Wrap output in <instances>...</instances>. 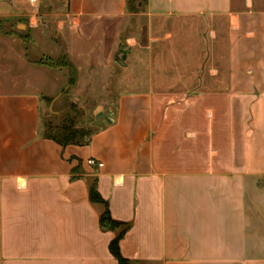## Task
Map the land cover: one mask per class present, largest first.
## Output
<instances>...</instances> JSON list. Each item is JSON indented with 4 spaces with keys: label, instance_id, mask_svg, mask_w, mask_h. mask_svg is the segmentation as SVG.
<instances>
[{
    "label": "crops",
    "instance_id": "1",
    "mask_svg": "<svg viewBox=\"0 0 264 264\" xmlns=\"http://www.w3.org/2000/svg\"><path fill=\"white\" fill-rule=\"evenodd\" d=\"M43 1L0 0L15 46L0 86V264H118L93 186L130 226L119 248L131 264H264V9ZM123 44L145 73L117 76ZM100 95L94 120L112 111V123L92 121L82 145L48 137L45 104L62 119Z\"/></svg>",
    "mask_w": 264,
    "mask_h": 264
},
{
    "label": "rangeland",
    "instance_id": "2",
    "mask_svg": "<svg viewBox=\"0 0 264 264\" xmlns=\"http://www.w3.org/2000/svg\"><path fill=\"white\" fill-rule=\"evenodd\" d=\"M45 3V0L43 1ZM47 3V2H46ZM138 3H135V7H137ZM53 5H58L63 7V5H67V0H54L53 1ZM253 9H264V0H254L253 1ZM102 27H100L99 31L97 30V34H101L103 31L101 30ZM131 33L134 34V29L132 28ZM8 32H9V28L3 23V25L0 26V86L7 88V79H8V73L10 71V66L8 64V59L10 58V56H15V46L11 43L12 39H10L8 37ZM210 38V35L207 34ZM95 40H99V39H95ZM210 47V48H209ZM212 52L211 50V45L208 46L207 49H205L204 53L205 55H210ZM12 53V54H11ZM14 53V54H13ZM224 55L226 56L227 54V49L225 48V50H223ZM119 51L117 50V53L115 52L113 54V57L115 58L117 55H119ZM131 54V55H130ZM129 55V64L126 63V67H121L119 65V63L117 62V66H119L117 69V76L119 77H131V76H135L136 74H143L144 69L143 66H141V64L138 63V59L139 56H141L138 52H135L134 50L132 51V53H130ZM128 62V61H127ZM116 66V65H114ZM123 82V81H122ZM127 86L129 88H134L135 87V81L134 80H129L126 82ZM97 84H103V82H97ZM129 84V85H128ZM131 84V85H130ZM64 98H60L59 102L57 104H60V102H64ZM66 101V100H65ZM110 101V97L106 96V95H100V96H94L89 98L88 102L86 103V106H88V111L85 112L84 110L81 109L80 111V116L78 117V121H77V126L79 127H84V128H92L91 123L92 121L94 122V114L92 112L93 108L97 105V104H101V105H106L108 104ZM58 106V105H57ZM55 107L54 109H52L51 111V103L49 102L47 105L45 104L43 107L45 108L44 114L45 116L49 119V121H52L55 124H58L61 122L62 119H57L54 115L56 110H61L63 108V106H58ZM259 189L264 190V178H258L257 179V184H256ZM259 204V203H258ZM262 213V212H261ZM262 215L264 216V212L262 213Z\"/></svg>",
    "mask_w": 264,
    "mask_h": 264
},
{
    "label": "trees",
    "instance_id": "3",
    "mask_svg": "<svg viewBox=\"0 0 264 264\" xmlns=\"http://www.w3.org/2000/svg\"><path fill=\"white\" fill-rule=\"evenodd\" d=\"M134 3L135 2L130 3L133 8H135ZM62 63H64L63 59L59 58L58 60H53L51 64L54 66H61ZM79 116L80 113L66 112L60 123L54 124L52 121H49L47 124L48 137L64 146L68 144L82 145L83 143H86V138L90 136L92 131L91 129L77 126ZM90 199L92 202L102 203L105 205V211L100 218L101 227L104 230L117 231L118 233L116 238L110 243V250L117 259L118 264H131L128 259L122 256L119 248L120 240L130 228L129 224L114 220L111 217L107 202L102 199L95 186L91 187Z\"/></svg>",
    "mask_w": 264,
    "mask_h": 264
},
{
    "label": "water",
    "instance_id": "4",
    "mask_svg": "<svg viewBox=\"0 0 264 264\" xmlns=\"http://www.w3.org/2000/svg\"><path fill=\"white\" fill-rule=\"evenodd\" d=\"M131 48L126 46L125 44L122 45L120 48V54L116 58V61L119 63L121 66L126 65V59L128 54H130ZM114 113L112 111H100L99 113L96 114L95 120L93 122L94 126L100 127L103 126L105 122L107 123H112L114 121Z\"/></svg>",
    "mask_w": 264,
    "mask_h": 264
},
{
    "label": "built area",
    "instance_id": "5",
    "mask_svg": "<svg viewBox=\"0 0 264 264\" xmlns=\"http://www.w3.org/2000/svg\"><path fill=\"white\" fill-rule=\"evenodd\" d=\"M87 163H88V165H90L91 167H93V168H97V169L102 168V167L104 166L103 162H101V161H99V160H97V159H95V158H90V159H88V160H87Z\"/></svg>",
    "mask_w": 264,
    "mask_h": 264
}]
</instances>
